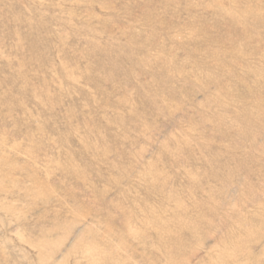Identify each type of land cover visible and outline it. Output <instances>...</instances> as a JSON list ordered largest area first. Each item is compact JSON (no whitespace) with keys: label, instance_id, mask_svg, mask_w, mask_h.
<instances>
[{"label":"rangeland","instance_id":"1","mask_svg":"<svg viewBox=\"0 0 264 264\" xmlns=\"http://www.w3.org/2000/svg\"><path fill=\"white\" fill-rule=\"evenodd\" d=\"M0 264H264V0H0Z\"/></svg>","mask_w":264,"mask_h":264}]
</instances>
